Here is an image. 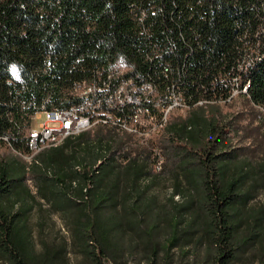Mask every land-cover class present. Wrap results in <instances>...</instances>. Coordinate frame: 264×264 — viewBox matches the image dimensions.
I'll return each mask as SVG.
<instances>
[{
  "label": "trees",
  "instance_id": "obj_1",
  "mask_svg": "<svg viewBox=\"0 0 264 264\" xmlns=\"http://www.w3.org/2000/svg\"><path fill=\"white\" fill-rule=\"evenodd\" d=\"M120 64L123 78L155 89L152 106L175 88L187 115L160 137L99 124L31 163L19 157L34 153L42 106L71 108L77 85ZM236 77L264 120V0H0V144L16 153L0 157V264H70L72 252L95 264H181L175 254L183 264H264V204H252L264 190V132L245 146L240 122L215 106L233 98ZM134 112L113 117L129 123ZM167 172L161 202L153 186ZM39 199L71 233L41 251L29 227Z\"/></svg>",
  "mask_w": 264,
  "mask_h": 264
},
{
  "label": "built area",
  "instance_id": "obj_2",
  "mask_svg": "<svg viewBox=\"0 0 264 264\" xmlns=\"http://www.w3.org/2000/svg\"><path fill=\"white\" fill-rule=\"evenodd\" d=\"M127 73V68L120 64L108 75L107 79L98 82H84L77 85L73 91L79 102L71 108L49 110L42 106L41 110L35 114L32 127L29 131V148H39L41 144L53 141L56 136H64L71 133L78 127H86L87 131L92 130L99 124L109 127H118L122 131L135 132L138 129H149V119H157L161 123V130L168 122V116L176 109H187L188 105L183 97L175 91V88L168 90L167 96H159L152 106L153 98L156 94L151 85H137L132 80H126L123 75ZM231 85L234 87V97L238 94L246 95L245 86L241 88L239 78H233ZM233 98H229L230 102ZM132 103L143 105V112H134L129 123L121 122L113 117V111L131 106ZM153 109L156 114H153ZM161 115L160 118H157ZM40 121L38 127H34V122ZM153 128V127H152ZM160 131V130H159ZM8 140L7 138H3ZM163 160L158 162L156 169L161 170Z\"/></svg>",
  "mask_w": 264,
  "mask_h": 264
},
{
  "label": "rangeland",
  "instance_id": "obj_3",
  "mask_svg": "<svg viewBox=\"0 0 264 264\" xmlns=\"http://www.w3.org/2000/svg\"><path fill=\"white\" fill-rule=\"evenodd\" d=\"M215 106L219 108L221 114L226 118L233 119L234 122H240L243 133L236 137V141H239V139L242 137L241 140L244 141L245 146H249V148H254L258 145L260 140H253L259 133L258 127L260 125L262 127V131L264 132V120L262 114L259 112L258 109L254 108L251 105L249 100H247L246 96L238 94L230 102L215 104ZM187 113V109H176L172 111L171 114L168 116V120L170 121L171 118L173 119L179 116L185 117ZM39 123L40 121H35L34 127L37 128ZM148 127H150L149 129H152V131H147V129H145L148 132L147 134H145L146 138L149 139L153 136L160 137L163 135L164 130L156 129L154 125H151L150 122L148 123ZM141 136L142 135H139V137ZM258 149L261 148L259 147ZM39 152L36 151L29 156L19 155V157H22L23 160L28 163H31L33 156H35ZM258 154H261V152H258ZM161 155V158L165 163L166 161L163 153H161ZM14 156H16V153H14L7 146L0 144V157ZM163 165L161 170L155 168V172H163ZM172 181V176L169 174V172H167L161 175L160 181L155 183V185L153 186V190L158 194L161 202H164L167 195L171 193L173 184ZM28 185L30 186L33 194H36L37 185L32 180L28 181ZM176 200L178 201V197H176ZM29 204H33V208L29 214V227L33 233V241L38 251H41L43 249L45 242L51 244L55 241H58L59 239L61 240V238L63 237H66L71 240V233L67 228V224L65 223L64 217H62L58 213H54L48 201L39 199L37 203L29 201ZM252 204L253 206H259L264 204V190H261L259 192L257 199ZM175 255L178 257L175 256L176 259L174 260V262L183 264L180 259V255ZM68 258L70 264H95L87 256L77 252H72Z\"/></svg>",
  "mask_w": 264,
  "mask_h": 264
},
{
  "label": "bare ground",
  "instance_id": "obj_4",
  "mask_svg": "<svg viewBox=\"0 0 264 264\" xmlns=\"http://www.w3.org/2000/svg\"><path fill=\"white\" fill-rule=\"evenodd\" d=\"M12 70H13L12 73L14 74L15 78L18 79L19 77H18V72H17L16 68H14ZM247 88H248V86L245 87V93L247 92ZM233 98H234V92H233ZM131 106H133L135 108V112H143V105L142 104L132 103ZM149 122L151 123V125H154V127L156 129H160L161 130V123H157V119H149ZM143 130H145V129H138L135 132H128V133L136 134V135H143V134H147L148 133L146 130H145L146 133H142ZM86 131H87L86 130V127H78V128H75V130L73 132L67 133L64 136H56L53 141H48L45 144H41V146L39 148H33L32 151L33 152H36V151L39 152V151H41L42 149H44L46 147H48V148H50V147H57L61 143H63V141L65 139H67L69 137H73V136H78L79 134H81L83 132H86Z\"/></svg>",
  "mask_w": 264,
  "mask_h": 264
}]
</instances>
